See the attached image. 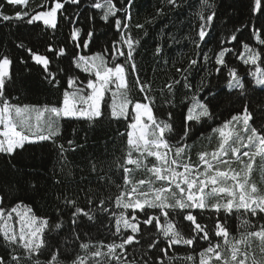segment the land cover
<instances>
[{"label": "trees", "instance_id": "obj_1", "mask_svg": "<svg viewBox=\"0 0 264 264\" xmlns=\"http://www.w3.org/2000/svg\"><path fill=\"white\" fill-rule=\"evenodd\" d=\"M45 1L30 0L25 9L23 5H10L6 0H0V5H3L0 12L14 16L16 12L44 8ZM61 1L65 7L57 13L56 28L48 27L40 21L29 24L27 20L30 17L10 21L0 18V58L7 56L11 61L8 69L10 75L5 81V95L14 104L59 107L65 89L72 91L67 85L69 77L76 79L78 87L86 85L88 79H94V74L90 75L81 68H76L74 61L79 56L92 57L97 53H104L106 60L110 62L109 66L125 62L124 57H116L113 61L112 56L104 52L105 49L113 47V41L120 39L115 28V18H109L111 23L102 20V10L91 6L96 0H79L78 4H72L68 0ZM113 2L118 8L126 4V0ZM208 3L214 7L207 11H214L216 15L213 25L209 28L210 34L205 41L200 42L199 49L192 43V39H198L195 33L200 23L196 14L202 10L200 0H176L175 5L167 4L166 0H133L129 27L120 29L121 32L139 41L135 45L134 61L139 78L149 85L144 92H140L135 84L136 77L129 72L127 79L130 99L133 102L149 103L144 100V96L152 97L153 112L160 119L167 118L169 112L175 114L174 131L168 134L172 137L173 144L180 139L177 133L182 135L181 117L191 106V97L194 94L197 99L209 105L213 119L202 118L199 123L190 122L193 127L183 143L188 142L187 139L190 141L195 135L199 138L209 135L213 126H220L232 115L243 112L245 105L254 117L250 123L255 127L264 125L262 119L264 90L255 85L254 76L251 75L256 72L257 67L264 70L262 62L264 44L253 36V32L264 31V13H252V0H208ZM157 9L162 10L160 15L156 14ZM118 16L123 20L125 13L120 12ZM137 24H143L144 28L138 29ZM73 28L81 29L80 37L75 41L71 38ZM89 31L93 33L91 37L88 36ZM233 34L237 39H231ZM260 38L264 39V36ZM84 40L88 41L87 47L83 46ZM244 44H248L249 49L254 52L262 54L256 65L244 63V59H247ZM157 47L161 48L160 53H156ZM60 48L64 49L63 55H57ZM29 49L32 53L44 55L49 59V71L55 73L58 83H52L46 78L43 66L32 60ZM222 49H228L225 52L223 66L215 62L216 54ZM121 50L127 52L126 46ZM197 52L200 54L197 55ZM241 53H245L243 58ZM204 54L209 57L207 61L204 60ZM190 59L197 60V65L186 73L192 88L185 89L181 82L174 87L173 95L167 94L166 89L165 94L161 95L160 90L170 79L181 80L176 69L188 67ZM218 68L222 71L218 72ZM229 69L236 70L245 85L243 90L227 87ZM202 79L207 87L197 93L196 89ZM110 87L113 88L115 85ZM166 99H171L172 103H165ZM110 100L111 94L107 92L101 118L59 119V134L55 138V143L67 147L68 140H73L77 146L75 151L69 150L64 153L66 161L58 163L57 150L52 141L27 144L23 151H18L12 158L0 155V195L3 196L0 207L6 211L15 205L23 204L29 207L33 215L51 222L50 227L45 229V239L52 248L45 247L44 254H36L40 264H45L50 258L49 252L57 251V247L61 264H71L77 255L85 254V250L80 248L81 243H88L91 251L100 246L101 242L119 244L128 234H132L130 229L123 227L120 232L116 231L115 217L112 213L120 212L129 217L134 215L140 221L141 232L136 234L139 242L125 246L127 259H134L137 264H144L145 260H148L149 264H199V253L209 246L208 241L198 239L192 246L178 244L168 248L167 240L157 231L154 224L142 223L146 219L144 212L123 209L116 205L115 197L120 191L131 189V185H124L123 170L117 167V162L123 163L129 152L127 132L132 113L129 112L125 117L113 118L109 107ZM204 142L203 139L197 143ZM132 158H139V153L133 151ZM189 158L191 163H199L194 146L185 153V159ZM146 163L151 167L155 163V158H147ZM93 164L96 165L95 170L92 168ZM127 166L134 170L133 182L146 179L149 175L145 170H136L135 165ZM141 190L146 191L147 188L142 186ZM65 196L75 199L86 210L90 207L94 216L92 220L81 217L75 226L74 235L71 231L74 226L70 219V210L64 207ZM88 197L94 200L92 205L87 204ZM101 199L105 201L103 206L100 205ZM100 207L108 208L109 211L101 212ZM57 208L64 209L62 217L57 213ZM191 211L197 216L198 222L205 225L211 233L210 239L213 244L223 243V238L214 234L217 219L222 221L226 219L229 232L234 237L239 235L238 229L245 218L251 220L253 225L264 223V220L241 213L225 215L223 212L215 213L210 209ZM148 213L157 214L154 210H148ZM173 218L185 237L197 235L190 232L189 221H182V217L176 213H173ZM61 219L64 221L63 228L51 231V225ZM152 240L159 241V244L157 248L149 249L148 244ZM161 249H165L167 255L161 252ZM102 250L107 251L106 248ZM119 251L117 249V252ZM10 255H17L23 261L24 250L7 243L0 233V257L8 264ZM189 256L193 259H186Z\"/></svg>", "mask_w": 264, "mask_h": 264}, {"label": "snow or ice", "instance_id": "obj_2", "mask_svg": "<svg viewBox=\"0 0 264 264\" xmlns=\"http://www.w3.org/2000/svg\"><path fill=\"white\" fill-rule=\"evenodd\" d=\"M30 0H6L10 5H23L27 9ZM72 4H78L79 0H68ZM169 5H175L176 0H166ZM133 0H126V4L117 7L113 0H96L91 6L101 9L103 14L101 19L111 23L110 17L115 18V28L117 29L120 39L113 41L111 49H105L104 52L111 55L113 61L116 57H124V64L114 63L109 66L104 53H97L92 57L79 56L74 62L76 68L82 71L94 74V79H88L86 85L78 87L76 79L69 77L67 80L68 88L63 92L62 104L58 106L45 105L43 107L30 105H17L10 101L5 95V81L9 78L10 59L7 56L0 58V155L12 158L18 151H23L27 144L38 142L52 141L57 150L58 163L66 161L64 153L76 150L73 140H68L67 147L64 144H56L55 138L58 137V120L60 118L84 117L88 120L101 118L103 116L102 105L106 103L105 95L107 92L112 93L111 116L119 118L127 116L130 111L135 113L132 123L128 125L131 131L127 133L129 152L123 163L117 162V167L123 170L124 185H131L130 190H122L115 197V203L123 209L140 210L145 213L146 219L143 224H154L157 231L167 240V247L184 244L192 246L198 239L206 240L209 246L199 253V264H264V223L253 225L252 221L245 218L241 221V228L238 229L239 235L232 236L227 227V221L217 219L215 221L214 234L216 237L223 238V243L211 242V233L205 225L198 222L197 216L192 214V209L212 210L215 213L223 212L225 215L241 213L244 216L257 217L264 220V125L260 127L253 126L250 121L253 120V114L245 105L243 112L234 114L230 119L225 120L220 126L212 129L213 134L217 136V146L209 151H201L197 154L199 163L192 164L189 159H185V153L188 146L183 143L184 138L189 136L193 125L190 122H201L202 118L213 119V114L207 103L197 99L196 94L191 97V106L188 107L187 113L181 117L182 135L176 144L171 143L172 137L169 133L174 131L175 114L169 112L167 118H158L151 106L154 103L152 97L145 95L144 100L149 103L133 101L130 99V86L128 83L129 72L136 77L135 84L140 92H144L149 87L148 84L141 81L138 76V68L134 61L133 53L135 45L139 43L130 35L121 32V28H128L130 20V7ZM201 11L197 12L200 21L198 30L195 35L198 39H192V43L197 49L200 48V42L205 41L210 34L209 28L214 23L216 13L207 11L214 5L209 4L208 0H200ZM3 5H0L2 8ZM45 10H30L16 12L14 16L0 12V18L4 21L12 19L22 20L30 17L29 24L35 21H43L44 25L56 28L57 13L64 9L65 4L61 0H52L50 6L43 5ZM124 12L122 20L118 13ZM161 9L156 10L160 15ZM264 13V0H252V13ZM151 21H146L150 23ZM71 23V21H70ZM138 29H143V24H137ZM239 31V29H237ZM81 29L73 28L71 38L75 41L80 37ZM93 33L88 32L91 37ZM253 36L264 44V31L253 32ZM231 39H237L233 34ZM88 41L84 40L83 46L87 47ZM23 47V45H20ZM80 45H77L79 47ZM126 46L127 52L121 50ZM247 53L245 64L256 65L261 60L262 54L249 49L248 44L243 45ZM51 51V48H49ZM156 53L161 52V48L155 49ZM228 49H222L215 56L217 65H225V52ZM31 53L32 60L43 66L46 78L52 83H58L55 79V73L49 71V59L44 55ZM64 49L60 48L57 55H63ZM200 53L197 52V55ZM245 53H241V58ZM209 59L204 54V60ZM264 62V61H262ZM197 65L196 59L188 61V67L177 68L176 72L180 74L181 80L170 79L167 84L160 90L161 95L174 94V87L181 82L185 89H191L192 85L188 81L186 73ZM217 71H222L218 68ZM254 76L255 85L264 90V70L256 68ZM227 87L229 89L245 88L241 78L235 69L228 71ZM115 85V90L110 85ZM207 84L202 79L197 87V93L203 91ZM165 103L171 104V99H166ZM145 118L146 121L145 122ZM264 119V117H262ZM75 132V129L73 130ZM139 153V158L133 159L132 152ZM155 158V163L151 167L147 166V158ZM10 162V160H9ZM127 165H135L136 170H145L149 174L146 179L133 182V169ZM14 167V165H13ZM95 170L96 165H92ZM259 172L260 181L253 179L254 173ZM103 179V177H101ZM59 183V181H57ZM160 186L157 187L156 185ZM142 186L147 190H141ZM127 197V199H125ZM3 196L0 195V200ZM94 200L88 197L87 204L92 205ZM105 201L100 200L103 206ZM19 207V206H17ZM64 207L70 210V219L74 226L71 231L75 234V226L81 217H87L88 220L94 219L92 209L80 206L75 199L64 197ZM101 212H108L109 209L100 207ZM148 210H154L157 214H149ZM64 209L57 208V213L62 217ZM19 217L20 224L17 232L9 225L12 213ZM29 209L21 215L17 208L5 212L0 207V233L3 234L4 240L10 245H17L24 250L23 261L17 255H10L8 264H40L36 254H44L45 247L51 249L52 245L45 239V229L50 227L51 222L45 218H39L31 215ZM173 213L180 215L182 221H189L190 232L196 233V236H188L181 232L174 221ZM115 217L116 231L120 232L121 227L130 229L132 234H128L119 244L112 242L109 244L100 243L94 251L90 250L88 243H81L80 248L85 250L84 255H77L71 261V264H137L136 260L127 259L126 245L138 243L137 235L141 232L140 221L136 216H126L124 212L119 214L112 213ZM161 217L163 222H161ZM64 221L61 219L54 225H51V231L61 230ZM254 229V230H252ZM202 235H199L201 234ZM78 238V237H77ZM159 241L152 240L148 244L149 249L157 248ZM106 248L107 251L102 249ZM117 249L120 251L117 252ZM15 251V249L13 250ZM167 255L165 249H161ZM59 249L49 252V259L45 264H61L59 259ZM145 255H148L145 253ZM186 259L192 260L189 256ZM0 264H6L5 259L0 257ZM144 264H149L148 260Z\"/></svg>", "mask_w": 264, "mask_h": 264}, {"label": "rangeland", "instance_id": "obj_3", "mask_svg": "<svg viewBox=\"0 0 264 264\" xmlns=\"http://www.w3.org/2000/svg\"><path fill=\"white\" fill-rule=\"evenodd\" d=\"M62 2V1H61ZM51 3H52V0H50V1H48V0H46L45 1V3H44V5H47V6H50L51 5ZM42 10H45L44 8H39V9H34L33 11H31V13H34L35 11H42ZM40 22H42L43 23V21H40ZM44 24V23H43ZM254 83H255V81H254ZM111 89H113V90H115V87H110ZM71 92V91H70ZM108 93H110L111 94V100H110V105H111V103H112V93H111V91H109ZM136 102V101H135ZM135 102H133V103H135ZM143 103V102H142ZM41 107H43V106H41ZM131 105L129 106V112H131L130 111V109H131ZM111 109V108H110ZM132 113V120L129 122V124L130 123H132V121H133V117H134V115H135V113H133V112H131ZM120 117H125V116H120ZM63 118V117H62ZM73 118H84V117H73ZM145 122H147L146 121V118H145ZM58 123H59V120H58ZM219 125H215V126H213L212 127V129H214V128H217ZM0 127H2V126H0ZM58 129H59V124H58ZM132 129H130L129 127H128V132L129 131H131ZM127 132V133H128ZM217 136H218V134H213L212 133V130H211V132L209 133V135H207V136H202L201 138H199V136H197V135H195L194 137H192L191 139H190V141H189V139H187L186 141H188V142H184L187 146H188V148L187 149H189L191 146H194V153H195V156L196 157H198L197 156V154L199 153V152H201V151H211L213 148H215L216 146H217ZM127 138H128V136H127ZM204 139V143L203 144H199V143H197L198 141H202ZM193 164V163H192ZM195 165V164H194ZM253 179L256 181V182H258L259 180H260V174H259V172H256V173H254V176H253ZM17 206H19V207H17ZM17 208V211L21 214V215H23L26 211H28L29 210V207L28 206H26V205H23V204H18V205H15V206H13V207H11V208H9L8 210H6L5 212L7 213V212H9V211H11V209L12 208ZM31 215H33L32 214V212L30 213ZM35 216V215H34ZM37 217V216H36ZM40 218V217H39ZM18 221H19V217L16 215V213L14 212V213H12V217H11V219L9 220V225H10V227H12L14 230H16L17 232L19 231V228H20V224L18 223ZM0 223H3V221H0ZM2 234V233H1ZM3 235V234H2Z\"/></svg>", "mask_w": 264, "mask_h": 264}]
</instances>
